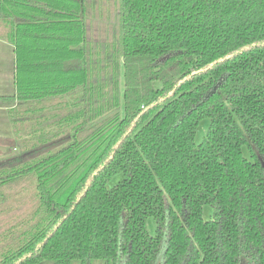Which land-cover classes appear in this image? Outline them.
Here are the masks:
<instances>
[{"label": "trees", "instance_id": "1", "mask_svg": "<svg viewBox=\"0 0 264 264\" xmlns=\"http://www.w3.org/2000/svg\"><path fill=\"white\" fill-rule=\"evenodd\" d=\"M0 41V264H264V0H0Z\"/></svg>", "mask_w": 264, "mask_h": 264}, {"label": "rangeland", "instance_id": "2", "mask_svg": "<svg viewBox=\"0 0 264 264\" xmlns=\"http://www.w3.org/2000/svg\"><path fill=\"white\" fill-rule=\"evenodd\" d=\"M2 116H4L3 113H0V157L7 154L10 150L17 148L16 140L14 139L12 125L8 121V119H3ZM209 125L208 118L202 119L196 130L195 135V142H200L204 135L206 134L207 128ZM244 155L249 158V153L247 149L243 148ZM116 183V180L112 181V185ZM211 215V208L208 206H205L203 208V217H209ZM147 226L150 233L154 232V222L152 218H149L147 220Z\"/></svg>", "mask_w": 264, "mask_h": 264}, {"label": "crops", "instance_id": "3", "mask_svg": "<svg viewBox=\"0 0 264 264\" xmlns=\"http://www.w3.org/2000/svg\"><path fill=\"white\" fill-rule=\"evenodd\" d=\"M14 55L11 45L0 41V95H10L14 92L13 82ZM3 119H8L5 109L0 108Z\"/></svg>", "mask_w": 264, "mask_h": 264}]
</instances>
